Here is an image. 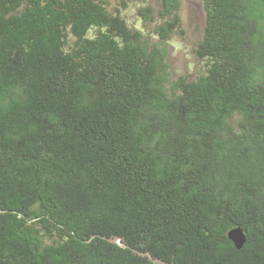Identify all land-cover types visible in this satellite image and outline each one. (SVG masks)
<instances>
[{"label":"trees","instance_id":"obj_1","mask_svg":"<svg viewBox=\"0 0 264 264\" xmlns=\"http://www.w3.org/2000/svg\"><path fill=\"white\" fill-rule=\"evenodd\" d=\"M139 1L0 0V264H264V0H202L176 81Z\"/></svg>","mask_w":264,"mask_h":264},{"label":"rangeland","instance_id":"obj_2","mask_svg":"<svg viewBox=\"0 0 264 264\" xmlns=\"http://www.w3.org/2000/svg\"><path fill=\"white\" fill-rule=\"evenodd\" d=\"M111 9L121 8V0H109ZM180 3V15L182 31L172 34L169 43L161 40V27L163 8L156 0H141L129 3L123 13L128 22L142 30L146 42L155 49L167 54L166 68L168 81H176L178 78H196L206 69V63L198 59L196 49L202 40L205 28V11L202 0H178ZM148 9L154 11L155 19L147 20Z\"/></svg>","mask_w":264,"mask_h":264},{"label":"water","instance_id":"obj_3","mask_svg":"<svg viewBox=\"0 0 264 264\" xmlns=\"http://www.w3.org/2000/svg\"><path fill=\"white\" fill-rule=\"evenodd\" d=\"M231 239L235 242L238 249H241L245 243V235L241 230H234L230 233Z\"/></svg>","mask_w":264,"mask_h":264}]
</instances>
